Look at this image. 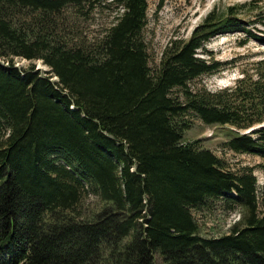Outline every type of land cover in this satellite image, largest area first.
I'll return each instance as SVG.
<instances>
[{
	"label": "trees",
	"instance_id": "trees-1",
	"mask_svg": "<svg viewBox=\"0 0 264 264\" xmlns=\"http://www.w3.org/2000/svg\"><path fill=\"white\" fill-rule=\"evenodd\" d=\"M94 1L0 0V264H264V163L231 172L183 140L195 117L227 130L228 151L264 159V59L255 77L191 87L237 61L199 57L212 39L264 46V7L212 9L151 68L147 0H113L115 23L88 39L69 12ZM85 194L100 208L83 218ZM215 203L238 218L203 237L193 212Z\"/></svg>",
	"mask_w": 264,
	"mask_h": 264
},
{
	"label": "rangeland",
	"instance_id": "rangeland-1",
	"mask_svg": "<svg viewBox=\"0 0 264 264\" xmlns=\"http://www.w3.org/2000/svg\"><path fill=\"white\" fill-rule=\"evenodd\" d=\"M249 1L147 0V20L143 36L150 67L155 68L158 66L163 50L172 40L188 39L193 30L212 9L222 10L228 6L244 4ZM257 2L262 8L264 7V0H257ZM83 10L82 12H86L87 15L84 16L82 13L74 15L69 12L70 21H72L70 26L73 27L75 34H82L88 39L100 36L115 23L116 17L121 12L113 0H96L91 5H85ZM241 38L240 34L219 36L208 42L204 47V51H198L197 55L205 59L214 58L220 62H229L237 58V61L234 64L226 65L223 70L214 75L200 77L191 83V87H203L214 92L232 85L242 71H247L249 75L255 77L253 64L264 59V46L255 42L239 45ZM13 63L21 70L33 67L42 76H46L45 71L48 70L41 61L15 58ZM189 121L190 128L185 132L183 140L185 142L199 141V146L214 153L225 163L227 170L236 172L241 167H253L264 163V159L256 156L235 154L228 151L224 147V142L232 139V137L227 135V130L223 127L204 125L195 117H190ZM255 176L257 177L258 193H261L264 176L258 170L255 171ZM99 208L97 197L85 194L77 207V213L85 218L84 216H92ZM193 216L199 225L200 235L207 238L220 237L226 234L229 226L238 218L236 213H224L218 203L202 211H194ZM156 264L166 263L161 258L156 257Z\"/></svg>",
	"mask_w": 264,
	"mask_h": 264
},
{
	"label": "water",
	"instance_id": "water-1",
	"mask_svg": "<svg viewBox=\"0 0 264 264\" xmlns=\"http://www.w3.org/2000/svg\"><path fill=\"white\" fill-rule=\"evenodd\" d=\"M253 129H251L249 132H251ZM249 132H246V133H249Z\"/></svg>",
	"mask_w": 264,
	"mask_h": 264
}]
</instances>
